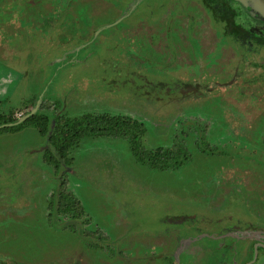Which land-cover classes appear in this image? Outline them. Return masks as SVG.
Listing matches in <instances>:
<instances>
[{
  "label": "rangeland",
  "instance_id": "1",
  "mask_svg": "<svg viewBox=\"0 0 264 264\" xmlns=\"http://www.w3.org/2000/svg\"><path fill=\"white\" fill-rule=\"evenodd\" d=\"M99 1L116 8H100L89 19L82 18L80 12L76 27L73 22L63 27L84 31L72 38L58 30L46 38V32H52L55 25L48 30L28 27L30 20L25 14L34 7L28 0H24L17 15L13 12L15 7L19 8L17 0L8 7L0 6V23L6 22L12 12L11 23L18 20L16 25L25 26L24 39L34 43L35 34L39 39L38 45L27 46L21 56L23 63L35 60L37 65L31 70H22L16 66L20 64L11 61L13 58L0 55V85L9 90L0 94V99L6 98L1 110L11 109L8 114L2 112V118L18 117L23 109L14 108L28 103L24 111H29L34 98L44 95L46 103L63 102L66 113L75 120L86 114L107 113L143 122L146 131L138 149L142 153L135 154L128 136L89 134L70 149V155L57 158L50 151H42L45 145L50 147L48 139L33 126L37 119L27 121L32 124L19 132H0V160L5 162L4 158L11 155L3 169L0 167V264H117L121 259L127 262L131 260L125 253L128 250L162 252L172 238L165 241L157 233L171 228V220L176 217L189 215L200 220L203 213L196 205L209 200L217 202L221 195L232 197L225 192L232 189L236 177L245 181L248 188L264 190V172L259 171L261 166L257 167L261 163L258 160L264 158V141L257 139L251 143L211 132V128L216 132L223 124L222 99L217 95L183 106L173 103L172 100L179 101L173 97L178 95L179 88L170 83L174 75H163V81L169 85L165 88L156 84L155 76L146 74L159 61L149 40L124 32L127 21L117 23L121 19L119 1ZM182 1L184 5L188 2ZM90 2L82 9L90 7ZM160 3L162 0H142L135 14ZM51 16L45 14L42 22ZM14 35L12 30L11 42ZM129 36L134 39L133 44ZM263 52L261 49L253 60L260 62ZM123 56L130 58L129 66L133 68L142 67L145 62L143 69L130 73L128 58ZM179 63L180 60L167 61V67ZM153 69V73L163 74ZM229 69L238 74L233 80L236 84L247 82L260 72L252 74L253 69H242L237 73L236 69ZM192 71L198 72V67ZM213 81L212 94L214 89L220 92ZM148 82L155 83L150 86ZM225 90L224 87L226 93ZM256 92L261 90L238 92L242 110L239 119L245 116V121H249L255 116L249 100ZM191 93L199 91L192 88ZM236 93L233 90L228 94L235 99ZM204 121L211 122L205 126L206 132ZM263 122L264 119L258 121ZM160 147L175 151L180 147L181 154L172 161L182 163L175 167L172 162L164 169L150 165L147 152ZM204 148L211 152H203ZM139 155L147 163L143 159L140 162ZM238 197L230 198L231 204L236 205ZM61 198L79 202L78 208H73L79 217L75 214L76 219L68 220L57 216V202ZM92 234L107 243L109 251L101 254L93 250L102 251V246ZM194 249L182 254L180 264H207L206 255ZM260 257L257 264H264L263 255Z\"/></svg>",
  "mask_w": 264,
  "mask_h": 264
},
{
  "label": "flooded vegetation",
  "instance_id": "2",
  "mask_svg": "<svg viewBox=\"0 0 264 264\" xmlns=\"http://www.w3.org/2000/svg\"><path fill=\"white\" fill-rule=\"evenodd\" d=\"M12 1L14 0H3L0 6L8 7ZM117 1H119L118 5L120 9L117 8L121 14L119 16L121 19L117 23H120L122 20L128 23L124 32L129 31L131 35L135 36L136 34L143 38L146 37L154 50L159 54V61L150 56L148 57L157 63L152 69L155 68L153 70L163 74L153 73L152 69L146 74L150 73L152 76H155L157 78L156 84L165 88H168L169 85L165 80L163 81V78L171 74L174 75L175 79L170 81V83L177 85V88H179L177 89L178 95H173L179 101L172 100L173 103L180 102L179 104L183 106L185 103H198L203 98L209 99L217 95L222 99L220 107L222 109L221 117L223 124L219 126L216 132L211 128V132L213 131L220 136L232 137L234 139L239 138L242 141L251 143L257 139L264 141V122L262 124L258 123L259 119H264V52L262 53V60L260 59V62L253 60L255 54L259 53L261 49L264 50V0H188L186 5H184L182 0H162L160 5H154L151 10L147 9L143 13L136 14L135 10L142 0ZM17 2L19 8L15 7L13 11L15 15H17L18 10L24 5V0H17ZM86 2H90V0H59V3L57 0H28V3L34 6L33 9L26 11L25 14V17H28L30 20L28 27H46L48 30L50 26L55 25L52 32H46V38L49 39L55 30L72 38L75 35L81 34L83 30L80 28L79 31L76 29L73 31L64 29L63 27L65 24L70 25L72 22L74 23H72V26L76 27L81 13L82 18L89 19L88 16L98 14L100 8H116L113 4H107L105 1L94 0L90 2V7L87 6L85 9H82V6ZM175 4L178 7H175ZM59 6L61 7L60 9ZM11 13L9 12L7 21L4 20L6 22L0 23V43H2L0 45V55L4 54L5 57L13 58L11 61L20 64L16 66L22 70L27 67L31 70L37 65L35 60L31 59L30 63H23L21 56L27 46L33 47L38 45V35H34L36 36L34 43L26 41L24 39L25 26H18V20L16 22L18 25L11 23L12 19H9ZM45 14L53 16H51L50 20H46L43 23L42 20ZM135 16V19H131ZM112 25H115V22ZM112 25L109 24L108 26ZM2 29L8 30L2 31ZM12 30L16 32V35L12 37L13 41L11 42ZM128 38H131L132 44L135 42L131 36ZM153 56L158 57L156 54ZM127 58L128 56H123V59ZM129 59L126 61L128 66ZM173 60H180V63L177 66L171 64V68L167 67V61H171L172 63ZM144 63L141 65L142 67H144ZM11 65L8 66L12 68ZM196 66L198 67V72L195 73L192 70ZM129 67L132 68L129 69L132 74L138 73V69H143L140 66H135V68H133L134 66ZM229 67L236 69L237 73L242 69L244 71L253 69L252 74L257 70H260V72L257 75L250 76L247 82L236 84L233 80L237 78L238 74L235 75ZM177 71L179 72L177 73ZM140 73L142 76L145 74L142 71ZM159 75L162 78L160 80H158L160 78ZM212 80H214V86L220 87V92L216 89H214V94L210 92ZM154 83L148 82L147 84L153 86ZM224 87L227 94L223 92ZM192 88L199 91V93L192 94ZM2 89L4 92L1 91ZM233 90H237L235 99L232 98L233 95L228 94L229 92H233ZM245 90H261V92H256L255 95H252L253 99L249 100L256 111L255 116L249 118V121H245V116L241 119L238 118L242 115L238 92ZM7 91L9 90L0 85V94H6ZM39 99L40 103L35 113L22 120L37 106ZM34 100V102L32 101L33 106L29 111H24L29 105L28 103L22 108H14L16 111L23 109L21 113H18V117L14 115L9 116V119L2 118V120H8L9 122L0 124V129L24 123L35 114L46 115L48 117L50 121L49 131L54 129L58 121L63 123H68V121L79 122L88 120L90 117L107 114H86L82 118L75 120L68 116L63 102H55L53 104L48 100L49 103H46L47 100H45L44 95H38ZM2 101H6V98L4 100L0 99L1 117L4 116L2 112L8 114L11 111V109H7V111L1 110ZM260 102H263V105ZM140 123L144 127V123ZM210 123L204 121L203 131L205 130V126H208ZM30 124L32 123H26L20 129H10L0 132H19V130ZM33 126L41 134L39 128L34 124ZM84 129L81 137L71 145L65 156L70 155V149L78 145L85 136L89 134L101 135L93 133L88 126ZM145 131L146 129L144 133ZM41 135L47 138L50 143L49 145L46 141L50 148L45 145L42 151H50L57 158H63L64 155L58 152L52 145L49 133ZM143 135H141V139ZM180 147L176 150L177 152L181 151ZM253 149L254 147H252ZM182 150L185 152V147ZM204 150L206 151L203 152H211L207 151V148H204ZM249 153L252 154V157H255L254 151ZM10 157L11 155L4 158L5 162ZM253 160L255 161L256 159ZM258 161L261 163L257 167L261 166L262 168V170H258L264 172V158ZM5 162H3V159L0 160V167L2 169ZM233 180L232 189L230 191L227 189L225 192L231 193L232 197L221 195L222 198L217 202L216 200L212 202L209 200L202 202L201 206L196 205L203 213L200 220H196L193 216L189 215L176 217L171 220L173 222L171 228L165 229V232L157 233L165 241L172 238L171 242L165 245V249L162 252L144 251L139 253L133 249L128 250L125 253L132 261L124 262L121 259L116 261L118 262L117 264H180L182 254L184 252L187 253L190 249L193 250V248H195L194 251L196 253L200 251L206 255L207 264H257L260 261V256L263 255L264 257V190L248 188L244 183L245 181L239 177ZM234 185L237 186L233 189ZM243 188L245 193H243ZM236 195L239 196L237 198L238 203L236 205L231 204L230 198L235 200ZM62 200L61 198L57 202V216L68 220L76 219L75 214L79 217V214L73 210V208H78L79 202L76 199L73 203H68L67 201L71 209L63 212L62 208L64 204ZM94 240L102 246V251H99L97 248L93 250H97L101 254L109 251L107 243H103L102 239L94 237ZM204 262L202 261V263Z\"/></svg>",
  "mask_w": 264,
  "mask_h": 264
},
{
  "label": "trees",
  "instance_id": "3",
  "mask_svg": "<svg viewBox=\"0 0 264 264\" xmlns=\"http://www.w3.org/2000/svg\"><path fill=\"white\" fill-rule=\"evenodd\" d=\"M32 119H37L33 122L39 128L41 134L46 135L49 133L50 140L52 145L60 152L62 155H66L68 153V149L72 144L77 142L79 137H81L83 131L86 126L91 128L93 133H99L101 135H122L128 136L131 143L134 145L133 150L136 151L135 154L142 153L139 151L140 147V139L141 135L144 134L145 128L142 126V123L132 120L130 118H125L122 116H109L107 114H101L95 117H90L88 120L84 121H68V123H63L58 121V124L54 127L53 130L49 131L50 121L46 115L35 114L31 116L27 121ZM25 121L16 126L4 127L0 129V131H7L10 129H20L24 126V124L28 123ZM9 122L8 120H2L0 116V124ZM132 135V137H130ZM180 151H174L172 149H163L162 147L157 148L155 151L147 152V156L150 159V165L158 167V168H167L173 162L174 166L177 167L180 161H172V158L180 155ZM143 155H139V161L143 159ZM186 159L189 157L187 154L185 155ZM184 157V158H185ZM144 163H147L143 159ZM142 162V163H143ZM172 165V164H171ZM67 199V196L65 197ZM62 203L64 207L62 211H68L71 209V206L63 199Z\"/></svg>",
  "mask_w": 264,
  "mask_h": 264
},
{
  "label": "water",
  "instance_id": "4",
  "mask_svg": "<svg viewBox=\"0 0 264 264\" xmlns=\"http://www.w3.org/2000/svg\"><path fill=\"white\" fill-rule=\"evenodd\" d=\"M39 103H40V99L38 100V102H37V106L27 115V116H25L22 120H24V119H26V118H28V116L29 115H32V114H34L35 113V111L37 110V108H38V106H39ZM21 120V121H22Z\"/></svg>",
  "mask_w": 264,
  "mask_h": 264
}]
</instances>
